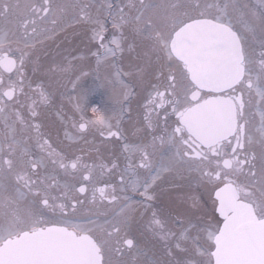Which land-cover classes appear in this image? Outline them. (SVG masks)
Returning <instances> with one entry per match:
<instances>
[{"label":"snow or ice","instance_id":"6c2138e0","mask_svg":"<svg viewBox=\"0 0 264 264\" xmlns=\"http://www.w3.org/2000/svg\"><path fill=\"white\" fill-rule=\"evenodd\" d=\"M0 264H264V0H0Z\"/></svg>","mask_w":264,"mask_h":264},{"label":"flooded vegetation","instance_id":"af4514ba","mask_svg":"<svg viewBox=\"0 0 264 264\" xmlns=\"http://www.w3.org/2000/svg\"><path fill=\"white\" fill-rule=\"evenodd\" d=\"M93 84L92 79L89 78L84 82L85 87H91ZM107 99V96L102 89H98L97 91L93 92L89 97V105L90 106H96V107H102Z\"/></svg>","mask_w":264,"mask_h":264}]
</instances>
